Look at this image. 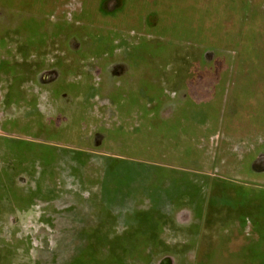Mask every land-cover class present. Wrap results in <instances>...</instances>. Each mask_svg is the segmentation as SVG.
Wrapping results in <instances>:
<instances>
[{"label": "rangeland", "instance_id": "rangeland-1", "mask_svg": "<svg viewBox=\"0 0 264 264\" xmlns=\"http://www.w3.org/2000/svg\"><path fill=\"white\" fill-rule=\"evenodd\" d=\"M36 2H26V8L32 5L34 9L22 13L16 6L0 5V35L8 32L5 36L8 41L15 38L23 42L24 33L22 36L13 34L17 21L20 17L21 21L32 20L44 31L41 32L44 35L41 47L48 50L41 57H51L54 61L60 54L66 64L75 62L74 55L79 51L82 40L100 39L101 44H96L98 51L88 43L84 54L89 56L96 51L105 63L101 76L106 89L111 91L109 103L112 112L93 113L95 116L88 118L89 127L101 123L113 125L116 118L114 110L132 112L135 106L134 78L123 74V71L125 64H133L127 59L134 54H142L141 49H144L145 57L166 59L167 72L160 77V83L174 100L166 106L180 103L197 107L204 105L199 101H209L211 104L207 108L211 120L216 117V109L221 110L224 106L223 120L230 126L226 130L228 126L219 125L214 131V141L200 145L204 152L197 163L182 158V155L176 157L172 153H164L167 148L182 152L185 146L172 148L162 144L160 154L152 152L146 157L150 162L165 163L155 169L157 176L133 177L127 184L124 180L121 182L122 190L133 191V195L129 194L118 206L146 211L145 217L158 226L159 235L150 237L155 238L152 244L160 246L155 253L161 256H140L147 253L141 251L145 239L142 233L133 235V239L138 240V250L129 252L132 256L112 257L105 254L107 252L101 255L97 250L86 251L82 255L79 251L84 246L83 242L76 236L72 237L81 231L85 220L86 224L96 223V212L88 211L83 219L77 210L39 209L36 210L37 218L31 211H15L4 217V225H0V264H264V156L256 158L257 149L264 154V0ZM19 14L21 16L17 17ZM60 29L69 30V35L65 37ZM72 31H80L83 39ZM13 44L15 42L9 45ZM65 47L70 55L60 51ZM4 53L7 54L0 49V54ZM53 54L56 55L53 57ZM174 67L182 71L178 77L175 74V79L170 74ZM55 73L56 69H41L39 84L32 87L34 91H25L26 95L22 97L23 106H31V101L40 106L38 114L14 110L10 103H5L1 86L9 82L0 81V135L16 138L13 141L2 140L0 153L3 159H12L27 169L24 176L17 178L16 189L4 191L0 176V203L19 201V196L24 194H19L17 189L26 183L29 171L46 169L50 165L49 160L56 157L64 158L61 159L63 164L71 168L77 155V150L72 148L66 150L42 144L49 143L50 139L65 141L51 135V129L53 125L66 126L72 121L69 99H62L57 104L58 107H67L64 113L58 112V108L48 101L45 87L54 79ZM222 76L229 83L228 86L223 83L221 89ZM115 83H119L117 87L122 94L114 90ZM143 84L151 85V80L147 79ZM24 101L30 102L26 104ZM12 122L20 123L21 133L12 129ZM30 129L38 130L34 137ZM159 133L160 130H152L153 137H158ZM183 136L187 135L183 133ZM82 149L91 154L89 170L95 175L86 178L87 187L95 186L100 180L99 169L103 163L98 155L123 157L126 162L122 165L133 170L142 169L135 167L137 161L147 163L134 154L137 150L133 146L124 153L120 152L122 147L110 142L100 146L89 144ZM251 153L254 157L252 162L248 155ZM146 186L149 188L148 196L156 197L155 201L149 202L147 194L142 192L147 191ZM149 205L154 207V215L148 212ZM49 217L55 225L50 223ZM149 220L148 223L151 222ZM120 222L116 237L126 229ZM11 231H15L18 238L28 235L30 242L23 238L9 240ZM123 253L128 254L126 251Z\"/></svg>", "mask_w": 264, "mask_h": 264}, {"label": "crops", "instance_id": "crops-1", "mask_svg": "<svg viewBox=\"0 0 264 264\" xmlns=\"http://www.w3.org/2000/svg\"><path fill=\"white\" fill-rule=\"evenodd\" d=\"M18 23L17 21V25ZM86 46L84 43H80L79 51L74 55L76 57L75 62L70 63V65L65 63L60 54H55V62L51 57L49 59L47 56L42 58L41 55L44 54L45 50H48L46 47H40L35 52L32 51L28 55L23 56V53L18 51L22 47L20 43H15L12 46L0 43V49L7 53L0 54V62L10 60L16 66L14 75L5 76L0 74L1 82L3 80H6L4 81L6 83L7 81L9 82L8 85L2 84L1 86V94L5 103H10L14 110L22 111L23 109L22 112L24 113H40V106L34 104V101H31L34 105L23 106L22 97L26 95L25 91H34L32 87L37 86L39 82L38 73L41 69H56L57 73H55L54 79L45 87L48 101L51 105L58 108V112L64 113L67 107H58L57 104L62 99H69L68 107L72 114V121L68 123L69 125L67 123L66 126L63 125L64 127H54L55 125H53L51 129V135L59 136L65 141H51L50 139L49 143L42 144L66 150L69 148L77 150L74 162L70 165L71 168H67L63 164L62 160L64 158L56 157L51 161L49 160L50 165L46 169L42 168L37 170V172L29 171L26 183L22 186L19 185L17 189L19 194H24L19 196V201L17 203H0V225H4V217L6 215H11L15 211H31L33 216L37 218L36 210L39 209L41 211L51 209L59 212L77 210L79 211L78 214L85 219L89 214L88 211L92 210L96 212V223L86 224L85 220L81 231L72 237L73 239L76 236L79 241L83 242L84 246L79 251L82 255H85L86 251L96 252L97 250L101 255L107 252L105 254L112 257L132 256L129 252L133 253L138 250V240H134L133 235L142 233L145 238L143 239L145 245L143 244L141 251H146L147 253L140 256H161L160 253H155L159 251L160 246L152 244L155 238L150 237L159 235L158 226L145 217L146 211L141 212L133 207L123 209L118 206L129 194L133 195V191L122 190L121 182L124 180L127 184L128 179L133 177L150 178L157 176L155 169L161 164L165 165V163L150 162L146 157L152 152L160 154L162 144H165L164 147L169 146L172 148L185 146V150H182V152H175L167 148L166 150L164 149V153H172L176 157L182 155V158H188L193 161L192 163H197L204 152L200 145L203 142L214 141L215 129L219 125L228 126L226 130L229 129V123H225L223 120L224 106H221V110L219 108L216 109V117L212 120L207 108L209 101H199V103H204V105L197 107L183 106L180 103L166 106L167 103L174 102L172 94H167L162 87L161 91L158 89L153 90V94L150 95L143 84L144 81H147L151 72L154 75L156 73L155 77H159L160 74H163V70H160V68L151 70L148 63L125 64L123 74H129L134 78L133 87L135 89H133V96L135 97V106H133L132 112L129 111L127 113L128 110L124 111L122 109L114 110L113 114L115 112L116 118L113 125L105 126L101 123L93 128L89 127V117H92L93 113L96 115L98 113L109 114L112 111L109 103L111 91L108 92L104 77L101 76L105 63H102V58L96 57L95 54H88L89 56L86 53L84 54ZM93 48L95 50V46ZM60 51H64L67 55L71 54L68 52L67 47L60 48ZM55 55L53 54L52 56L54 57ZM22 62L32 65V68L29 69L30 71H27L28 73H18L17 65L20 66ZM155 65L159 66L160 63ZM223 77L220 79L221 89L224 85L228 86L229 83V80H224ZM223 83L225 84L223 85ZM69 84L77 87V89L75 88L73 91L66 89ZM115 84L114 90H117L116 93L122 94L123 92L119 91L120 87H117L119 83ZM217 86H214L215 89H217ZM31 96L33 95L31 94ZM36 96L38 97V94ZM151 97H157L159 101H151ZM29 102L24 101L26 104H29ZM5 103L4 105H6ZM46 107L48 108L49 106ZM118 118L127 121L120 122ZM20 127V123L14 124L12 122L14 131L21 133L22 129ZM153 129L160 130L158 137H153ZM37 131V129H30V134L33 136ZM85 132L89 133V135ZM183 133L187 136H183ZM2 140L13 141L16 138L10 135H0V143ZM109 142L122 147L120 152L122 151L123 153L130 151L129 147L133 146L134 150H137L133 151L134 154L143 158L147 163L135 160L138 164L135 167L142 169L133 170L131 169L132 167L122 165V162H126L123 157L98 155L100 156V162L103 163L102 166L99 165L100 180L95 186L87 187L86 178L95 175L89 170L91 154L82 148L89 146V144L100 146ZM187 145L188 147H186ZM133 152L131 153L133 154ZM256 152L258 153L256 158L264 156L259 149ZM248 155H250L252 162L254 159L252 157L253 154ZM0 163V170L3 171L0 174L2 189L4 191L11 188L16 189V186H18L17 178L24 176L23 172H27L25 165L18 164L12 159L5 160L2 158L1 153ZM152 172H155V174L152 175ZM146 188L147 191L142 190V192L147 194L146 198L148 201H155L156 197L148 196L149 188L148 186ZM152 208L154 209L152 205H149L148 212L154 215L155 212ZM160 212L164 211L160 210ZM166 212H169L168 209H166ZM161 215L164 214L162 213ZM147 220L151 222L148 223ZM49 221L54 225L56 224L50 220V217ZM119 222L121 225H125L126 229L116 237L115 231ZM71 236H68V238H71ZM21 238L27 242L31 240L28 235L20 238L16 237L15 231H11L9 235V240H21ZM4 240L7 239L4 238ZM124 251L128 254H124Z\"/></svg>", "mask_w": 264, "mask_h": 264}, {"label": "trees", "instance_id": "trees-1", "mask_svg": "<svg viewBox=\"0 0 264 264\" xmlns=\"http://www.w3.org/2000/svg\"><path fill=\"white\" fill-rule=\"evenodd\" d=\"M16 1L17 0H0V5L1 6H6V7L8 6V7H11V8L13 6H16V9H17V11L19 13H22L23 11H26V10H33L34 9V6H32V5H31V7L26 8L25 3L28 2L29 0H25V1L22 0V3H21V0H20L19 4L15 3ZM36 1L34 0V2H36ZM16 16L17 17H20L21 15L19 14V15H16ZM18 22L19 23L16 26V29L13 32V34H15L17 36H22V34L24 33L26 35L25 40L23 42H21L20 40H16L14 38V39L8 41L6 39V37H5L6 36V33H8V32H5V33H2V35H0V43L1 44L2 43H5V44L8 45L11 42L12 43L18 42L22 46L21 47V50H18L19 53L22 52L23 53V56H26V55H28L30 52H32L34 50L33 48L36 47V49H38V48H40L42 46L41 44H43V42H44V40H43V38H44L43 36L44 35L41 32H44V31L42 30V26L41 25H39L37 23L35 24L34 22H32V20H29V21H21V17H20V19H18ZM59 32L62 33L63 35H65V37H66V34L69 35V30L68 31H65V29L64 30H61L60 29ZM72 34L76 35L79 38H82L83 37V34L80 31H74V32L72 31ZM91 41L92 40H90V38H89L88 41L87 40H82V43H84L85 45H88V43L89 44H93V46H95V49H97L96 51H98L99 48L98 47L96 48V46L99 45V44H101L100 39H99V41H92V42ZM141 50H142L143 53L140 54V55H142V56L134 54L132 57H129L127 60H129L133 64L148 63V64H150L149 68L151 70H152L151 66H155L156 68H160V70L161 69L163 70V74H160L159 77H153L154 73L151 72L150 75H149V78H148V80L149 79L151 80V85H144L145 86V89L148 90L147 92L150 93V95H152L153 94V90H157L158 89V90L161 91V89H162V86H161V83H160V77H163V76L166 75V72H167L166 71L167 62H166V59L165 58H160V57L150 58L148 56L145 57V55H144L145 54L144 49H141ZM96 51L94 53L95 56L96 57H98V56L100 57V53H98ZM156 63L157 64L160 63V65L157 66V65H155ZM15 67L16 66L14 65V63L12 61H10V60H6V61H3V62H0V74L1 75H5V76L14 75L16 73ZM17 68H18V73H20V72L26 73L27 71H30L29 69L32 68V65L31 64H28L26 62H22V64L20 66L17 65ZM181 72H182L181 70L179 71L178 69H175V67H174L173 72H171L170 74L173 75V77L175 79L176 78L175 74L177 73V77H178V76L181 75ZM75 88L77 89V87L69 84L66 89H68L70 91H73V90H75ZM150 100L151 101H156V102L159 101L157 97L156 98H152L151 97ZM197 104H199V103H197ZM208 104H210V103H208ZM186 106H191V105L188 104Z\"/></svg>", "mask_w": 264, "mask_h": 264}]
</instances>
